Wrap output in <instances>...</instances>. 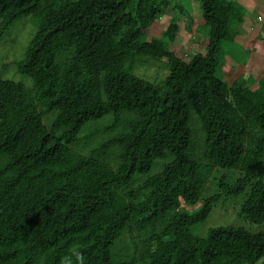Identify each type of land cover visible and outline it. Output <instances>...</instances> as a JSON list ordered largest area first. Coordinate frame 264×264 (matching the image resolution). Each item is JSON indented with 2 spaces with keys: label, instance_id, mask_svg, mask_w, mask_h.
I'll use <instances>...</instances> for the list:
<instances>
[{
  "label": "trees",
  "instance_id": "trees-1",
  "mask_svg": "<svg viewBox=\"0 0 264 264\" xmlns=\"http://www.w3.org/2000/svg\"><path fill=\"white\" fill-rule=\"evenodd\" d=\"M184 1L0 0V41L37 28L0 65V264H264V24L248 38L239 0H199L207 45L179 54L160 15ZM243 194L239 225L206 227Z\"/></svg>",
  "mask_w": 264,
  "mask_h": 264
},
{
  "label": "rangeland",
  "instance_id": "rangeland-1",
  "mask_svg": "<svg viewBox=\"0 0 264 264\" xmlns=\"http://www.w3.org/2000/svg\"><path fill=\"white\" fill-rule=\"evenodd\" d=\"M239 1L240 3H242L243 7L246 9L249 15V18L246 20L247 22H249L248 20L250 19V17L252 18V21L254 23L263 21V18L259 16V10L254 6L252 0ZM184 3L186 4V14H181L178 11H173V13H170L169 11L167 12L165 10L162 11L160 19L163 23V28L166 29L168 27L171 15V18H174L178 26V31L175 34L174 41L172 43L174 52L182 54L184 53L183 51H190L193 48L194 44L198 43L201 44V47H199V49L197 48L196 52L202 53L205 50L207 41L203 40L200 37V34L197 33V29L201 24V20L199 18V16L201 15V3L199 2V0H185ZM240 31L241 33H244L243 35L246 37L250 35L248 37L250 38L252 36L251 34L254 33V24L251 23V25H247L246 27L242 26L240 28ZM35 32H37V28L31 22L30 17H28L17 20L14 25L11 26L2 36V39L0 41V65H6L8 67L5 70L6 78L11 79V77L13 76L15 64L22 59L25 49L27 48L31 37ZM27 36H29V39ZM243 58L244 55L242 52L231 53L227 58V63L224 69L225 75L218 72V76H220L222 80L228 79V72H236V68H233V66L235 64L238 66L241 62L243 63ZM152 64H154L155 66L147 67L145 65L137 67L136 74L138 76H142V78L144 77L154 82H158V80L163 78L166 73L164 71L155 69L157 67L156 64L158 63ZM241 84L244 86L249 85V83H247L245 80H241ZM50 117H52L53 119V115H51ZM45 124L49 127L51 121L46 122ZM237 177V173L227 171L226 177L224 178L227 182L232 183ZM212 191H217V188L213 186ZM212 194L215 193L209 192L206 197H209ZM243 197L244 195L230 196V198L233 200H231L227 206L222 205L221 202H218L213 207L207 219L206 227L208 229H211L220 226L239 225V218L242 215H240V217L238 218L234 207L235 201L237 200H240L241 206Z\"/></svg>",
  "mask_w": 264,
  "mask_h": 264
},
{
  "label": "clouds",
  "instance_id": "clouds-1",
  "mask_svg": "<svg viewBox=\"0 0 264 264\" xmlns=\"http://www.w3.org/2000/svg\"><path fill=\"white\" fill-rule=\"evenodd\" d=\"M184 11H183V13L184 14H186V4L184 3ZM176 11H178V10H176ZM168 12V11H167ZM169 12H171L170 10H169ZM248 17H249V15H247ZM246 16V17H247ZM171 17V16H170ZM170 21H171V18L169 19V23H170ZM259 24H264L263 23V21L262 22H258L257 24H256V26L254 27V29L255 28H257V26L259 25ZM242 63V62H241ZM240 65V64H239ZM257 88V87H256ZM51 115H53V119H52V117H50ZM54 116H55V114L54 113H51V114H48V115H46V116H43L42 118H41V125L42 126H44V127H48V126H46V122H49V121H51V124H50V126H52V123L54 122ZM52 119V120H51ZM49 126V127H50ZM48 127V128H49ZM235 173H237L238 174V176H239V173L238 172H235ZM236 180V179H235ZM248 192V190L246 191V193ZM244 195V197H243V202L241 203V206H240V200H237V201H235V207H234V210H235V212H236V215L237 216H239L240 217V215H241V212H242V205L244 204V198L246 197V194H243ZM240 196V195H239ZM230 201L231 200H233V199H229ZM201 203V202H200ZM200 203H197V205H199ZM216 205V204H215ZM254 230H256V229H254ZM78 255V259L80 260V262H81V264H83V257L82 256H79V254H77Z\"/></svg>",
  "mask_w": 264,
  "mask_h": 264
},
{
  "label": "crops",
  "instance_id": "crops-1",
  "mask_svg": "<svg viewBox=\"0 0 264 264\" xmlns=\"http://www.w3.org/2000/svg\"><path fill=\"white\" fill-rule=\"evenodd\" d=\"M246 18V20L249 18L248 16L247 17H245ZM263 22H264V20H263ZM264 26V25H263Z\"/></svg>",
  "mask_w": 264,
  "mask_h": 264
}]
</instances>
